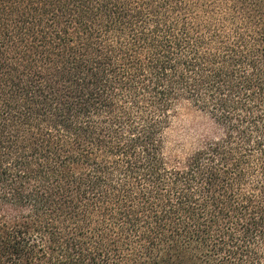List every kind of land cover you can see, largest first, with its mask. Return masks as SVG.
Listing matches in <instances>:
<instances>
[{
  "label": "trees",
  "instance_id": "trees-1",
  "mask_svg": "<svg viewBox=\"0 0 264 264\" xmlns=\"http://www.w3.org/2000/svg\"><path fill=\"white\" fill-rule=\"evenodd\" d=\"M0 264H264V0H0Z\"/></svg>",
  "mask_w": 264,
  "mask_h": 264
},
{
  "label": "rangeland",
  "instance_id": "rangeland-1",
  "mask_svg": "<svg viewBox=\"0 0 264 264\" xmlns=\"http://www.w3.org/2000/svg\"><path fill=\"white\" fill-rule=\"evenodd\" d=\"M185 120H187L186 123H188V121H190L191 118H190V117H185ZM184 122H185V121H184Z\"/></svg>",
  "mask_w": 264,
  "mask_h": 264
}]
</instances>
